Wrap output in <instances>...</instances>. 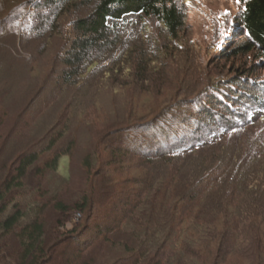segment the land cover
<instances>
[{
	"label": "rangeland",
	"instance_id": "1",
	"mask_svg": "<svg viewBox=\"0 0 264 264\" xmlns=\"http://www.w3.org/2000/svg\"><path fill=\"white\" fill-rule=\"evenodd\" d=\"M57 1L0 0V169L16 170L32 144L40 152L22 187L8 194L7 213L18 204L27 214L24 223L40 215L51 254L63 264L117 258L125 248L111 247L102 241L107 231L99 233L113 224L93 219L118 224L132 198L144 193L140 180L150 177L160 160L148 159L187 150L196 141L215 143L199 152L213 168L219 162L215 157L233 153L228 173L252 166L254 178L245 181L246 190L237 189V202L244 201V193L255 195L253 188L264 190V56L255 49L235 53L245 38L238 20L242 0H174L184 14L177 37L154 14L133 11L109 19L114 29L90 47L81 75L64 60L81 37L76 21L90 15L97 0H67L62 7ZM209 95L233 112L218 106L215 119L201 114ZM236 183L240 187L242 178ZM85 199L94 211L79 208ZM57 226L62 235H51ZM74 226L76 234L64 233ZM236 230L240 238L234 252L222 237L211 258L220 247L227 250L223 264H261L259 259L264 264V250L256 251L250 239L240 241L251 227ZM223 233L231 235L225 227ZM113 234L107 236L126 237ZM260 237L264 245V232ZM5 241L12 250L18 247L13 235L0 238V245ZM7 250L0 252V264L12 263L9 254L1 256Z\"/></svg>",
	"mask_w": 264,
	"mask_h": 264
},
{
	"label": "trees",
	"instance_id": "2",
	"mask_svg": "<svg viewBox=\"0 0 264 264\" xmlns=\"http://www.w3.org/2000/svg\"><path fill=\"white\" fill-rule=\"evenodd\" d=\"M66 1L58 0V7H62ZM242 2L244 9L238 20L243 28L242 34L245 38H241V43L237 46L235 53L247 54L255 49L261 53V56H264V0H242ZM133 11L143 12L146 15L154 14L165 25L171 37H177L178 32L184 26V14L174 0H97L92 13L76 21L81 37L74 41L73 48L75 50L68 53V57L64 60L65 64L69 67H77L73 70L77 72L76 74L81 75V72L83 74L84 70H80V68L88 59L85 55L90 51V47L100 40L108 38L109 31L112 32L114 29L109 24V19L123 18L124 15ZM237 81L242 83L241 80ZM218 106L228 111L227 113L233 112L226 104L220 102L219 98L209 95L207 102L200 108L201 114L215 119L213 109ZM214 121L219 122L218 120ZM239 134L237 133L232 138ZM196 142L197 144H193L187 150L176 149L172 152L169 150L155 156L156 158L148 159L150 163H154L155 159L160 160L153 168L154 173L150 177L145 176L142 178L143 180H140L145 184L144 193L134 196L135 201L132 198L133 203L125 212L121 223L117 224L116 219L108 220L97 217L93 219L113 224L110 228H100L99 233L105 230L107 231L106 236L110 232L126 236L120 239L121 241L112 240L108 236L102 237V241L111 247L122 246L125 250L120 252L118 257L116 256L117 258L112 256L106 259L107 262L101 263V260L97 262L96 259L91 258L89 262L82 264H106L108 260H112L110 264H126L128 261L132 264H152L153 261L154 264H223L227 250L224 253L223 249L218 247L215 257L211 258L212 248L220 243L222 237H227L231 242L230 253L234 252L236 242L240 238V235H236L237 233L234 231L236 229L243 230L244 226L251 227L250 235H243L244 238H241L243 240L240 241H245L246 238L250 239L256 251L264 250L260 237L261 232H264V190L257 191L253 188L256 192L255 195L250 194L251 198L249 196L247 198L244 193V201H236L237 189L246 190L249 183L245 184V181L254 178L252 172L255 171H252V166H248L247 170L242 168L241 172L232 170L228 173L230 163L233 161V158H230L235 156L233 153L232 155L228 154L227 158L215 157L219 162L213 168L207 164L208 159L199 152L207 150L211 144L214 146L215 143L210 142V145L207 146L198 144L199 141ZM52 146L53 144H50L45 149ZM30 147H32L30 148L32 151H29L26 157H22L16 170L12 169L4 173L2 172L4 165L0 169L2 174L0 176V238L13 235L18 242V247L14 250L7 246L9 241H5L4 243H7L5 245H0V252L3 247L8 248L7 252L1 256L9 254L12 259L11 264H63L56 254L50 253L53 244L51 245L49 242L50 234L40 215H36L24 223L27 214L19 208L18 204H15L13 210L7 213L10 202L8 194L14 188L22 187V178L26 176L28 167L40 155L35 144ZM61 154L60 152L55 155V163L52 168L55 169ZM15 161L17 162L16 159L12 160L11 165ZM14 171L17 172L16 175L13 174ZM240 178L243 183L238 187L239 184L236 182ZM130 195H134V193L131 192ZM79 208L81 210L90 208L91 212L95 209L92 204L90 205L88 199H85ZM92 214L89 216L85 229H88L93 221L91 220ZM58 226L65 230L64 223L58 222ZM224 227L231 235H224ZM56 228L51 235H62L60 228L59 230ZM76 229L74 226L64 233H68V236L76 234ZM127 236L130 240L126 239ZM81 237L82 235H79L75 239L80 242ZM68 241L71 240L68 238ZM59 247L61 249V246ZM9 250L10 253H8ZM66 251L69 254L68 250ZM85 254L86 256L90 255L89 253ZM80 255L82 256V254ZM258 262L263 264L261 259ZM64 264H73V261L69 259Z\"/></svg>",
	"mask_w": 264,
	"mask_h": 264
},
{
	"label": "snow or ice",
	"instance_id": "3",
	"mask_svg": "<svg viewBox=\"0 0 264 264\" xmlns=\"http://www.w3.org/2000/svg\"><path fill=\"white\" fill-rule=\"evenodd\" d=\"M240 2V0H237V3H239Z\"/></svg>",
	"mask_w": 264,
	"mask_h": 264
}]
</instances>
